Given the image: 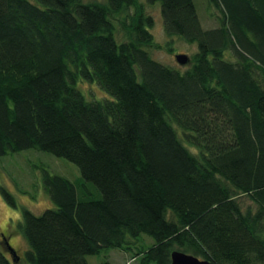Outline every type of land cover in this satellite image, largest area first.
I'll return each instance as SVG.
<instances>
[{"label": "trees", "instance_id": "16d2710c", "mask_svg": "<svg viewBox=\"0 0 264 264\" xmlns=\"http://www.w3.org/2000/svg\"><path fill=\"white\" fill-rule=\"evenodd\" d=\"M144 2L0 0V155L46 150L81 171L44 172L54 206L23 208L25 261L116 248L140 264L173 250L264 264V0H206L219 12L206 28L194 0H146L169 37L196 44L184 68L150 56ZM80 80L110 97L87 100ZM141 235L153 242L133 251ZM1 242L0 264H16Z\"/></svg>", "mask_w": 264, "mask_h": 264}, {"label": "rangeland", "instance_id": "374dc122", "mask_svg": "<svg viewBox=\"0 0 264 264\" xmlns=\"http://www.w3.org/2000/svg\"><path fill=\"white\" fill-rule=\"evenodd\" d=\"M85 1L103 2L104 0ZM194 1L202 27L216 25L217 22L214 16L219 14L218 10L209 7L206 0ZM144 9L146 14L153 17V25L149 27V30L153 34L155 42L159 45V47H153L151 50L147 47L146 49L153 59L177 68L178 63L175 55L185 53L190 57L196 51V44L185 42L178 36L169 37L165 33L159 2L156 4L145 3ZM116 27L117 36L122 37L124 32L122 26L116 22ZM166 45H168V49ZM169 46L172 50H169ZM184 67L183 65L180 66V68ZM85 81L80 82L79 86L78 83L75 86L87 100H102L110 97L95 81ZM44 172L62 175L74 182L81 178V171L77 164L46 150L25 149L0 155V248H2L1 240L3 236H6L9 244L15 249L19 257L16 264H29L25 261V252L28 248L27 242L18 227V222L22 219L23 208H27L35 214H40L44 209L54 206L43 188ZM2 188L12 196L15 205L6 198ZM241 201L245 206H252V202L246 196L241 197ZM152 242L153 239L150 236L141 235L139 243L133 248V251L139 246L151 245ZM8 257L10 258L9 255ZM87 260L90 264H100L104 260L110 261L111 264H140L138 257L135 258L130 252H124L116 248H103L100 253L87 256ZM12 261L14 262L13 259Z\"/></svg>", "mask_w": 264, "mask_h": 264}, {"label": "water", "instance_id": "95a60500", "mask_svg": "<svg viewBox=\"0 0 264 264\" xmlns=\"http://www.w3.org/2000/svg\"><path fill=\"white\" fill-rule=\"evenodd\" d=\"M175 59L180 65H185L189 62L190 58L185 53H177ZM10 248H13L10 246ZM12 255H15L16 252L13 249H10ZM13 250V251H12ZM170 264H213L207 259L199 258L193 254L186 253L180 250H173L170 254Z\"/></svg>", "mask_w": 264, "mask_h": 264}]
</instances>
